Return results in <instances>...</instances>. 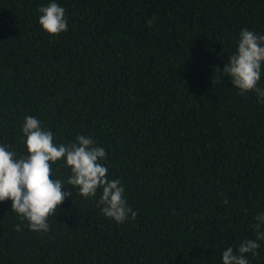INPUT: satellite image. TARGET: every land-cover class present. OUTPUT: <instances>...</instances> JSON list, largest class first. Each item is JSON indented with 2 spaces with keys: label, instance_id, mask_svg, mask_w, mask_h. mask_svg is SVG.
Returning a JSON list of instances; mask_svg holds the SVG:
<instances>
[{
  "label": "trees",
  "instance_id": "trees-1",
  "mask_svg": "<svg viewBox=\"0 0 264 264\" xmlns=\"http://www.w3.org/2000/svg\"><path fill=\"white\" fill-rule=\"evenodd\" d=\"M51 2L68 22L56 37L38 24ZM246 28L264 36V0H0V146L26 158V116L57 145L91 137L137 213L106 218L100 190L82 198L64 161L50 162L73 194L47 234L0 202V264H222L255 239L264 102L217 70ZM258 243L249 264H264Z\"/></svg>",
  "mask_w": 264,
  "mask_h": 264
},
{
  "label": "clouds",
  "instance_id": "clouds-1",
  "mask_svg": "<svg viewBox=\"0 0 264 264\" xmlns=\"http://www.w3.org/2000/svg\"><path fill=\"white\" fill-rule=\"evenodd\" d=\"M38 24L41 30L56 37L68 31L65 9L55 2L38 9ZM155 17L146 23L151 26ZM264 65V36L247 28L239 33L235 52L227 59L221 71L231 78V85L241 95L254 92L264 102V88L258 87L261 67ZM27 156H17L6 146H0V202L11 201V211L33 233L47 234L49 218L55 217L57 209L73 194L62 191L64 182L52 178L51 163L63 160L62 167L70 169L67 185L78 189L85 199L95 197L100 190L97 206L102 215L118 224L135 220L137 213L123 198L125 189L118 179H109L108 168L102 163L106 159L104 148L96 145L88 136L78 135L70 145L54 143L53 133L41 127L40 121L26 116L22 127ZM51 162V163H50ZM227 199L224 203H227ZM253 225L255 239H245L234 252L228 247L222 253V264H249L246 254L255 257L264 240V214L255 217ZM22 231L21 225L15 226Z\"/></svg>",
  "mask_w": 264,
  "mask_h": 264
}]
</instances>
